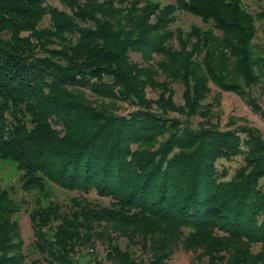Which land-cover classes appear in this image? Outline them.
I'll list each match as a JSON object with an SVG mask.
<instances>
[{
  "label": "trees",
  "instance_id": "trees-1",
  "mask_svg": "<svg viewBox=\"0 0 264 264\" xmlns=\"http://www.w3.org/2000/svg\"><path fill=\"white\" fill-rule=\"evenodd\" d=\"M58 1L65 9L47 0H0V157L16 164L23 188L37 187L29 220L45 263L92 264L79 256L104 236L112 263L161 264L179 228L187 227L194 232L184 239L186 248L197 244L191 235L208 231L199 243L207 264H264V190L258 187L264 154L251 130L174 129L152 147L156 136L180 124L164 114L174 95L171 81L181 82L194 104L206 97L211 80L257 105L251 88L264 77V53L256 54L254 17L242 0H175L162 7L141 0ZM177 9L210 26L171 29ZM45 16L49 25L41 26ZM150 61L171 81L158 80ZM147 88L156 99L146 96ZM115 94L136 108L108 114L104 99ZM241 144L256 147L261 166L224 181L227 171L216 161L242 153ZM49 182L79 195L68 204H44ZM91 191L112 204H94L83 196ZM9 194L0 185V264H39L26 261L13 218L18 205ZM212 229L223 235L209 236ZM112 231L149 237L147 257L123 250Z\"/></svg>",
  "mask_w": 264,
  "mask_h": 264
},
{
  "label": "rangeland",
  "instance_id": "rangeland-1",
  "mask_svg": "<svg viewBox=\"0 0 264 264\" xmlns=\"http://www.w3.org/2000/svg\"><path fill=\"white\" fill-rule=\"evenodd\" d=\"M48 3L54 5L58 8L65 9V7L58 0H47ZM146 1L156 2L161 7L170 3H175V0H141V5L145 4ZM242 3L248 13L252 14L254 17V24L256 27V33L253 38V44L256 48V54L261 53L263 55L264 51V0H242ZM41 26L49 25V17L45 16L40 23ZM192 25L198 27L207 28L210 26L209 23L204 22L200 17L193 14L187 13L180 9L175 11V20L169 26L173 30L181 29L184 31H189ZM216 33H220L215 30ZM175 47L178 46V43L174 38L170 41ZM129 57L132 61L138 63L143 62L142 58L138 53L129 52ZM154 59L157 61L160 59L159 56L154 55ZM154 65V68L157 70V79L160 81H171L160 69L154 61H150ZM108 79V78H106ZM171 87L174 90V95L170 99L166 106L167 113L170 117H176L179 119L178 125L172 127L170 130L163 132L162 136H156V142L152 145L153 148L158 147L161 141L165 140L166 137L174 130H177V133L183 131V129H191L204 126H213L219 130H228V129H242L249 128L251 132L260 140L263 144V154H264V77H260V81L257 84L253 85L251 88L252 93L256 96L254 97L257 105H252L251 100H246L244 97L240 96L238 93L232 90H223L219 88L211 80L208 81L209 92L206 97L195 102H189L183 96L184 85L179 81H171ZM86 95L89 99L95 100L94 96L88 89H84ZM146 96L149 99H156L157 92L151 88L146 89ZM101 98L98 99L100 101ZM106 110L108 114H127L129 111H132L136 108L135 105L130 104L125 101V99L118 95H110L104 99ZM158 105L162 106L161 103ZM153 109H158L156 104H152ZM160 111V110H159ZM158 111V112H159ZM164 112L161 110L160 113ZM190 113H194L193 117H189ZM190 118V119H189ZM53 127L60 131L61 126L53 125ZM165 129V128H164ZM242 139L246 138V134L240 131L239 134ZM242 142V141H241ZM246 144H241L242 153L237 154L229 159L219 158L216 161V166L219 170L225 169L227 171V176L224 178V181L233 180L237 174H241V177H244L251 173L253 170L261 166L260 161L257 160L256 147L247 148ZM256 164V165H255ZM237 180V179H236ZM0 185L1 187L8 189L9 195L14 199L18 205V211L14 214L13 218L18 222L19 225V240L22 241V250L26 254V261L30 262L32 260L40 261L39 264H46L43 256L40 254L38 249L35 246L36 233L34 232L33 226L29 220V212L35 206V195L39 192L36 188L26 189L23 188V181L21 179V172L17 169L16 164L9 159H4L0 157ZM45 185H48L50 188V195L44 201L46 204L48 201L59 202L61 204H68L69 200L79 195L77 191H71L65 189L56 183L49 182ZM258 187L261 190H264V177L259 180ZM41 193V192H40ZM87 199L94 202L96 205L109 206L112 204L111 200L106 197H100L91 191L89 193L83 194ZM136 230V229H134ZM132 233L129 236L131 238L119 237L115 232H111L109 236H114V238H119V246L124 250L126 249L135 257L146 258L147 251L151 250L150 239L147 237L146 241L142 239V234L136 233V231H131ZM194 231H190L187 227L179 228V239L172 240L173 245L171 253L169 255H162L160 257L161 264H207L208 257L204 252V246L199 244L201 240L208 237V231L199 232L195 237L191 235V241L193 239L196 245L185 247L184 239H186ZM222 232L217 229H212L209 233V236H222ZM107 238L102 236V238H94L93 245L89 248H86L82 251V256H79V259L82 263L85 262H95L94 259L98 260L101 264H116L112 263L105 258L107 250ZM130 240V241H129ZM129 241V242H128ZM143 241L145 242L143 244ZM198 245V246H197ZM195 246V247H194ZM254 251L258 250V247H254ZM143 253H145L143 255ZM81 254V253H80ZM79 254V255H80ZM198 255L200 259H198ZM146 256V257H145Z\"/></svg>",
  "mask_w": 264,
  "mask_h": 264
}]
</instances>
